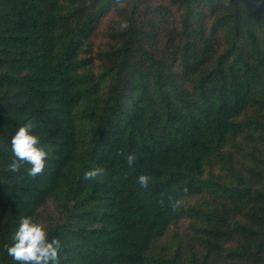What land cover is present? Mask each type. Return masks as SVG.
Returning a JSON list of instances; mask_svg holds the SVG:
<instances>
[{"label":"trees","instance_id":"trees-1","mask_svg":"<svg viewBox=\"0 0 264 264\" xmlns=\"http://www.w3.org/2000/svg\"><path fill=\"white\" fill-rule=\"evenodd\" d=\"M28 119L36 178L8 169ZM22 216L60 264H264V0H0V264Z\"/></svg>","mask_w":264,"mask_h":264},{"label":"clouds","instance_id":"clouds-1","mask_svg":"<svg viewBox=\"0 0 264 264\" xmlns=\"http://www.w3.org/2000/svg\"><path fill=\"white\" fill-rule=\"evenodd\" d=\"M126 21L121 23V28H128ZM36 124L32 119H28L25 124L19 127L18 131L11 139V153L13 159L8 165L11 172H19L22 166L27 163L31 167L27 175L36 178L44 173L49 152L41 146L40 137L34 134ZM121 155H124L122 152ZM125 160L131 167L137 160L135 154H128ZM107 176V169L104 167H95L84 173V180L100 181ZM151 177L140 175L138 184L147 189ZM187 188L183 190L187 194ZM169 206L173 211L179 209L184 203V197H168ZM161 207H165V201L161 198L158 201ZM14 243L9 246L4 245L7 254L17 262V264H60V253L63 246L58 238L49 239V233L46 225L35 220L31 216H22L19 221V227L12 237Z\"/></svg>","mask_w":264,"mask_h":264},{"label":"rangeland","instance_id":"rangeland-1","mask_svg":"<svg viewBox=\"0 0 264 264\" xmlns=\"http://www.w3.org/2000/svg\"><path fill=\"white\" fill-rule=\"evenodd\" d=\"M106 23H107V20H105V23H103V26ZM106 30H107L106 27H104L103 29L100 28L99 32L96 34V36L94 38V41H92V43H93L92 44L93 54H96L99 51V49H102L103 47H105L109 43L110 38L107 36ZM199 199H200L199 197L194 198L191 201H188V203L195 204L197 201H199ZM57 207H59L58 201L51 200L49 202L48 210H51V211L54 212L57 209ZM187 224H188V220L187 219H183L179 223L177 229L179 231H183L185 229V227L187 226Z\"/></svg>","mask_w":264,"mask_h":264}]
</instances>
